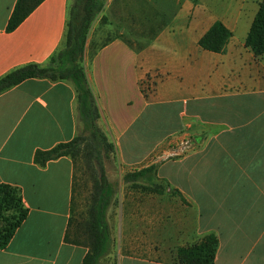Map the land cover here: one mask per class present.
<instances>
[{"label":"crops","instance_id":"obj_1","mask_svg":"<svg viewBox=\"0 0 264 264\" xmlns=\"http://www.w3.org/2000/svg\"><path fill=\"white\" fill-rule=\"evenodd\" d=\"M111 1H104L96 19ZM261 1L178 0L168 23L139 45L141 50L122 33L95 51L100 44L87 39L84 71L99 110L98 126L113 144L123 176L156 165L154 173L138 180L146 179L148 187L150 181L165 183L167 195L194 212L179 243L175 229L168 234L167 259H157L162 251L143 235L132 241L121 236V246L103 263L174 264L178 248L213 233L214 264H264V55L255 58L245 47ZM16 2L0 0V77L28 64L48 65L63 39L71 4L44 0L7 33ZM215 22L231 33L222 53L198 45ZM78 129L70 81L30 79L0 94V185L18 188L28 209L0 250V264H82L87 249L64 239L73 164L66 157L44 167L34 162L36 151L71 141ZM182 135L191 137L192 152L156 161L157 152ZM118 196L121 234L154 220L155 210L150 216V207H142L146 197L125 209L123 195Z\"/></svg>","mask_w":264,"mask_h":264},{"label":"trees","instance_id":"obj_2","mask_svg":"<svg viewBox=\"0 0 264 264\" xmlns=\"http://www.w3.org/2000/svg\"><path fill=\"white\" fill-rule=\"evenodd\" d=\"M43 1L17 0L7 22L6 32L14 31ZM103 7L102 0H72L68 8L63 39L49 59L48 65L28 64L0 77V94L30 79H46L51 82L70 81L74 86L80 131L78 129L77 135L69 142L59 143L49 150L36 151L34 162L44 167L48 162L66 157L71 160L73 170L81 159L94 166L97 176L93 182L85 218L71 235L69 227L72 224V218L70 216L64 238L67 243L87 249L82 264H108L102 262L110 252L107 211L113 204L116 194L114 186L106 176L104 167L106 161L115 158V149L98 126L99 110L84 71V50L88 35ZM230 37L231 33L224 25L221 22H215L201 37L198 45L205 51L222 53ZM110 40L111 37L107 38L93 50L104 46ZM245 47L253 53L255 58L264 55V0L258 5L257 13L245 40ZM135 50H141V47ZM155 171L156 165H150L139 171L125 174L123 181L133 185L138 178L146 177ZM74 190L75 175L73 173V193ZM145 190L158 195L165 192V189L157 185L145 187ZM173 194H179V192L173 190ZM27 215L28 209L23 203L19 189L1 184L0 250L6 249ZM217 249L216 235L207 234L192 245L178 248L173 261L174 264H214Z\"/></svg>","mask_w":264,"mask_h":264},{"label":"rangeland","instance_id":"obj_3","mask_svg":"<svg viewBox=\"0 0 264 264\" xmlns=\"http://www.w3.org/2000/svg\"><path fill=\"white\" fill-rule=\"evenodd\" d=\"M102 1L104 2L105 0ZM224 1L226 3H235L237 0ZM177 3L178 0H112L105 15L102 17L98 16L92 24L88 40L101 44L107 38L122 33L125 39L129 40L132 44H136L137 48H140L139 45L147 42L152 34L161 29L169 21L178 6ZM146 89H150V86H145V91ZM80 129L79 125V131ZM104 167L108 180L116 190L110 215V219L114 223L111 226L108 224L110 251L121 246V236L132 241L138 235H143L140 238H148L149 242L154 244L156 249L162 251L155 254L156 258L167 259V255L165 256L167 253L165 252H167L168 234L175 229L173 237L178 239L177 242L179 243L184 233H186L187 226H189L190 222L188 221L194 219L193 210L176 200L175 197L167 195V191L162 195L153 192H149L150 194H148V191L145 190V187L149 185L146 179H139L133 185H124L122 182L123 174L115 158L106 161ZM73 173L75 175V190L71 212L72 224L69 227L71 235H73L79 227L80 222L85 218L89 196L92 191L93 182L97 176L94 166L84 159L77 162ZM150 184L167 190L165 183L156 182ZM118 195H123L125 209L135 206L134 202L139 201L142 196L146 197L149 202L144 203L142 207H147V205L150 207V216L151 209L155 210L154 220L150 217V223L148 225H140L141 230L138 232L130 230L121 234L119 223L115 217V210L119 201ZM138 196L139 199H137ZM114 218L115 221H113ZM171 224L174 225V228Z\"/></svg>","mask_w":264,"mask_h":264},{"label":"built area","instance_id":"obj_4","mask_svg":"<svg viewBox=\"0 0 264 264\" xmlns=\"http://www.w3.org/2000/svg\"><path fill=\"white\" fill-rule=\"evenodd\" d=\"M193 150V143L189 135H182L167 142L166 147L155 155L156 161L178 159L186 156Z\"/></svg>","mask_w":264,"mask_h":264}]
</instances>
